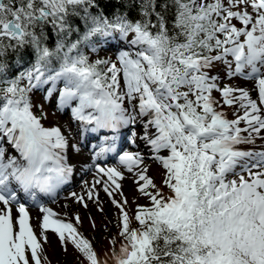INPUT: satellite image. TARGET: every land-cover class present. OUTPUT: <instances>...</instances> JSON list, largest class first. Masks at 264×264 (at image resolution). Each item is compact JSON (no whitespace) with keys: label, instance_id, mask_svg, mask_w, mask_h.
Here are the masks:
<instances>
[{"label":"snow or ice","instance_id":"1","mask_svg":"<svg viewBox=\"0 0 264 264\" xmlns=\"http://www.w3.org/2000/svg\"><path fill=\"white\" fill-rule=\"evenodd\" d=\"M36 92L67 125L45 126ZM88 145L70 197L116 208L103 256L38 200ZM49 232L79 264H264V0H0V264H51Z\"/></svg>","mask_w":264,"mask_h":264},{"label":"rangeland","instance_id":"2","mask_svg":"<svg viewBox=\"0 0 264 264\" xmlns=\"http://www.w3.org/2000/svg\"><path fill=\"white\" fill-rule=\"evenodd\" d=\"M112 54H113L112 51H108V52H102L100 55L108 56ZM34 101L37 104L43 103L45 107V111L49 113V119L45 122L46 127H50L53 124H55L57 122V116L62 119L64 124L66 125L68 124L70 120V114L62 115L61 113L58 112L59 114L56 113L55 116H52V112L55 110V104L50 105L48 102H45L43 100V94L36 92L34 96ZM146 163L149 165V173H148L149 176H151L154 179V182L157 185H161L163 180V175H162L163 169L160 167L158 163L153 162L151 159H147ZM89 175L92 176V174ZM89 175L82 177L79 182H77L79 178L74 177V180H76V182L73 183L74 185H72L74 188L69 190L67 194L73 192L74 190L76 192H79V190L82 189L83 182L86 180L88 181L90 180ZM122 185H123V192L125 196L129 199L130 204L133 197L136 198V203L138 204L148 203L147 199L141 197L138 191L136 190V185L133 183L131 174H127V179L122 181ZM164 191L167 194L168 190L166 188L164 189ZM69 198L71 197L68 196L67 199ZM61 199L57 200L56 203L54 204L52 203V204L57 205L64 201L67 202L69 208L64 207L65 203H63L62 205V208L67 212L66 217L62 216L65 219V222H72L74 226H76L78 230L81 231L87 239H89V241L93 244L98 254L103 256L106 252H108L109 249L111 248L109 241L111 237L115 235L118 231V229L115 227V224L117 222V210L109 202L108 197L104 193H101V199L104 202V209H105L104 213L100 212L97 209L96 205L90 201L88 202V207L84 208L82 205L73 203L72 199L71 200L70 199L67 200L66 198L62 200ZM78 210L80 211L79 214L82 221V223H80L79 225L76 224L75 218L73 216V213L77 212ZM134 210H135V204H131V212H134ZM93 221H95L96 224L95 228H93L92 226ZM105 226H107L106 229ZM133 226H137V225L134 223ZM46 253L50 258L51 264H78L79 259H82V257L79 256V253L71 245H68L67 252H65L61 247V242L59 241L58 237L53 233L50 236L49 244L46 246Z\"/></svg>","mask_w":264,"mask_h":264},{"label":"bare ground","instance_id":"3","mask_svg":"<svg viewBox=\"0 0 264 264\" xmlns=\"http://www.w3.org/2000/svg\"><path fill=\"white\" fill-rule=\"evenodd\" d=\"M54 98H55V96H53L52 99H54ZM56 123H59V124H61V125H66V124L63 123L62 119H61L60 117H58V116H57V122H56ZM73 127H74V125H73ZM124 132H125V131H124ZM100 137L102 138L103 136L100 135ZM117 139L123 141V144H122V147H123V148H122V149H124V148H129L130 150H135V149H131L129 144H125V139H126V138H125L123 135H122V136H119ZM94 141H95V144H99V143H100V139H97V140H94ZM96 150H97V149H96ZM140 150H141L142 152H144L145 155L147 156L148 149H147L143 144L140 145ZM92 152H93V148L90 147V148L88 149V146H87V147L84 148V151H83V155H82V156H80V157H76V158L73 159V163L76 165V169H75V172H74L73 178L71 179L72 181L74 180V177H76L77 175H80V178H79L78 181H77V182H79L83 176H88V175L91 173V172H88V171L82 170V165L85 163V161L87 160V158L92 154ZM114 160H115V159H114ZM110 165H112V164H110ZM89 176H90V175H89ZM126 176H127V173H126ZM91 179H92V176H90V180H91ZM126 179H127V178H126ZM126 179H125V180H126ZM90 180H89V181H90ZM79 192H81V190H79ZM101 193H103V192H101ZM102 195H103V194H102ZM69 199L71 200V198H69ZM69 199H67V200H69ZM63 203L67 204V202L64 201V202H61L60 204H57V205L46 204V206L51 207L55 212L59 213V214L61 215V217H62V216H64V213L66 212V211L62 208ZM65 204H64V205H65ZM77 212L80 213L79 210H78ZM32 214H33V215H39L37 209H35V208L32 209ZM68 218H69V217H68ZM51 234H52L51 232L48 233V238H49V239H50ZM48 244H49V243H48Z\"/></svg>","mask_w":264,"mask_h":264},{"label":"trees","instance_id":"4","mask_svg":"<svg viewBox=\"0 0 264 264\" xmlns=\"http://www.w3.org/2000/svg\"><path fill=\"white\" fill-rule=\"evenodd\" d=\"M79 264V263H78Z\"/></svg>","mask_w":264,"mask_h":264}]
</instances>
